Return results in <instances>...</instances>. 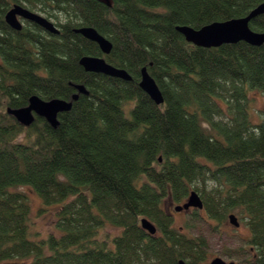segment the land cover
Returning a JSON list of instances; mask_svg holds the SVG:
<instances>
[{"label": "trees", "instance_id": "1", "mask_svg": "<svg viewBox=\"0 0 264 264\" xmlns=\"http://www.w3.org/2000/svg\"><path fill=\"white\" fill-rule=\"evenodd\" d=\"M262 3L0 0V264H206V239L175 229L164 209L192 190L219 224L241 210L252 261L264 264V119L250 118L248 96L264 95V45L205 49L177 31L242 18ZM14 5L66 21L58 36L31 23L17 32L5 21ZM81 27L109 39L111 54L75 33ZM250 27L264 32V15ZM85 56L104 58L132 81L86 72ZM144 67L161 105L139 86ZM71 83L90 95L60 114L56 129L42 118L27 128L7 113L34 95L67 100ZM24 187L41 199V213L57 208L61 235L33 232ZM143 218L155 236L141 228Z\"/></svg>", "mask_w": 264, "mask_h": 264}, {"label": "water", "instance_id": "2", "mask_svg": "<svg viewBox=\"0 0 264 264\" xmlns=\"http://www.w3.org/2000/svg\"><path fill=\"white\" fill-rule=\"evenodd\" d=\"M101 1L109 2V0ZM262 15H264V3L254 8L247 16L242 18L213 23L199 30L189 26H179L177 27V31L184 36L188 43L205 49L218 48L222 45L237 44L239 42H245L254 47H261L264 45V32L252 30L250 24ZM5 21L12 30L17 32H21L24 29L23 23L26 22L37 25L48 34L55 36L60 34V29L53 22L21 5H14L7 12ZM75 33L96 43L104 55L111 54L113 50L112 42L101 35L96 29L81 27L76 29ZM80 65L89 73L101 74L126 82L132 81V77L127 71L112 66L101 57L85 56L80 60ZM71 86L76 90V93L70 100H44L40 96L34 95L29 99L27 106L16 109L8 108L7 113L20 125L27 128L32 127L37 118H42L52 128L56 129L60 125L59 115L71 111L74 102L78 101L81 95H90L85 85L71 83ZM139 86L157 105L164 103L163 94L146 67L141 70ZM191 208L199 211L204 209V202L196 191H191L187 201L182 205L176 206L175 211H188ZM229 221L235 227L240 226V222L235 214L229 216ZM141 228L151 236H155L158 232L156 225L147 218L141 219ZM179 264L186 263L181 260ZM210 264L236 263L227 262L222 258H215Z\"/></svg>", "mask_w": 264, "mask_h": 264}, {"label": "rangeland", "instance_id": "3", "mask_svg": "<svg viewBox=\"0 0 264 264\" xmlns=\"http://www.w3.org/2000/svg\"><path fill=\"white\" fill-rule=\"evenodd\" d=\"M33 12L47 18L56 26L58 23H65L66 21L65 16H59L57 19L49 17V14L45 12L38 10ZM24 24L26 25V22ZM248 96L251 100V107L249 109L250 118L254 123H260L264 119V95L257 90H252L249 91ZM214 187V184L209 183V190H212ZM19 190L29 195L32 208L33 232L39 234L38 238H46L50 234L61 235L55 226L57 208L51 207L41 213L42 201L35 191L28 187L20 188ZM176 206L178 205L172 203L170 200H166L164 203V209L174 220L175 229L191 237H203L206 239L208 256L206 264H210L215 258H222L227 262H235L236 264H254L252 261L253 249H251V245L249 244L251 231L247 226V218L242 214L240 209L234 210L231 213L235 214L240 222V226L237 228L229 221L231 214L228 215V219L225 222L219 224L210 219L204 209L200 211L194 209L176 212ZM195 212L198 213V216H194ZM117 232L113 231V233Z\"/></svg>", "mask_w": 264, "mask_h": 264}, {"label": "flooded vegetation", "instance_id": "4", "mask_svg": "<svg viewBox=\"0 0 264 264\" xmlns=\"http://www.w3.org/2000/svg\"><path fill=\"white\" fill-rule=\"evenodd\" d=\"M26 25H27V23H26ZM26 25L24 24V27H25ZM190 210H194V209L191 208V209H189L188 211H190ZM230 214H231V213H230ZM237 228H238V227H237ZM248 228H249V227H248Z\"/></svg>", "mask_w": 264, "mask_h": 264}]
</instances>
